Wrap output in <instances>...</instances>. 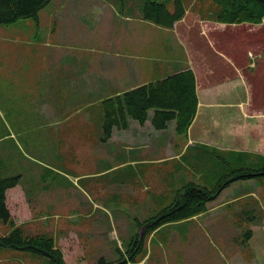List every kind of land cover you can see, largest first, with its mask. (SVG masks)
<instances>
[{"label":"rangeland","instance_id":"rangeland-1","mask_svg":"<svg viewBox=\"0 0 264 264\" xmlns=\"http://www.w3.org/2000/svg\"><path fill=\"white\" fill-rule=\"evenodd\" d=\"M145 1L49 0L39 11L38 19L29 17L0 23V170L3 176H22L19 189L9 192L7 203L15 224L21 225L26 234L53 236L66 261L72 264H98L101 257L112 264L121 259L132 264L129 261L135 248L133 239H141L146 234V226L139 221L144 222L170 204L187 182L192 180L212 189L224 174L237 168L260 165L264 159V150H243L228 161L232 164L230 169L228 165L223 167L224 161L215 160L217 157L212 159L213 153H204L210 137L219 135L225 128L226 123L216 117L200 126L204 134L197 136L202 142H195L197 148L186 147L182 141L185 135H174L172 127L154 128L164 134L145 149L144 160L134 157L133 151L128 157L123 156L121 163L116 164L118 171L115 173L119 172V178L113 183L109 180L115 173L101 177L98 171H92V178L79 180L80 171L66 170L62 159L49 155L46 147L53 142L62 155L76 152L81 142L76 133L83 129L76 126L60 128L54 138V129L42 120L36 128L31 127L38 114L30 111V106L19 96V90L27 80H22L21 76L13 78L10 74L16 73L17 66L22 73L27 71L29 62L34 60L36 63L39 59L23 56L22 52L29 56L38 51L46 52L47 47L34 48L33 45L49 40L55 26L61 33L67 18L73 19V29L79 30L84 40L97 39L101 43L103 37L106 45L103 55L106 57L171 64L186 62L189 53L212 61L217 58L226 67L231 89L241 90L239 99L248 102V97L252 96L253 104L264 106V52L259 48L260 44L264 47V27L255 30L264 25V19L259 23H225L223 28H212L223 26L216 21H194L191 28L186 24L184 30L180 28L176 38L174 32L157 26V33L160 29L164 31L161 34L163 40L157 41L156 46H140L138 44L145 39L137 41L138 38L154 34L152 23L141 22L136 17L141 14ZM159 1L166 2L171 9L175 6V0ZM184 2L188 8L193 4L194 10L202 13L214 4V0ZM190 17L198 18L190 14L189 21ZM117 43L121 45L116 46ZM214 47L218 49L215 50L218 52L216 58L212 54ZM100 51L90 49V54ZM246 63H258L257 68H248ZM239 74L244 77H238ZM259 88L260 99L256 98V92H251V89ZM5 103L13 111H5ZM255 110L252 115L264 113ZM101 111L102 102L75 113L78 119L92 116L98 120ZM22 119L26 120V126L17 129L14 120ZM261 130L264 127L260 129V136L263 135ZM167 138L172 145L165 148ZM175 153L181 154L178 159L183 165L169 159L161 162L163 157ZM144 161L146 164L141 165ZM140 165L151 172V178L146 175L141 180L131 176L126 178L129 169L141 168ZM97 180L98 185L94 183ZM106 181L109 184L104 185ZM112 188L114 191L110 190ZM144 197L148 198L141 199ZM225 200L234 203L223 207ZM10 230V223L0 216V235ZM149 234L138 252L139 262L147 258V264H264V177L232 182L201 216L167 227L151 238ZM0 264H50V258L31 251L1 247Z\"/></svg>","mask_w":264,"mask_h":264},{"label":"crops","instance_id":"crops-1","mask_svg":"<svg viewBox=\"0 0 264 264\" xmlns=\"http://www.w3.org/2000/svg\"><path fill=\"white\" fill-rule=\"evenodd\" d=\"M182 1L186 9L184 17L176 21L172 27H165L163 29L164 31L174 32L175 38L177 37L176 32H181L180 28H185V24L187 28H191L194 21H215L206 17L204 18L202 12L194 10L193 4L191 5L192 8H188L184 0ZM144 4H142L141 14L136 17L140 18L141 22H150L143 18ZM190 14L198 18L190 17L191 21H189L188 16ZM65 16L68 17L69 13H65ZM72 22V18L65 19L66 24L61 33L57 32V26H55L54 33L49 36V40L41 41L33 45L34 48L47 47L48 50L46 52L42 53L38 51L34 53V56H29L25 52H22L23 56L39 60L36 63L34 60L29 62L27 71L22 73L19 72L20 67L17 66V68L14 69L16 73L10 74V76L13 78L21 76L22 80H27V84H23L19 90V96L22 102L30 106V111L38 114L34 123L31 124V127L36 128L40 125L42 120L43 123H46L54 129V138L57 135V130L60 128H71V126H76L77 128L83 129L76 133L81 140L76 152H67L62 155L57 152V145L54 142L49 143L46 147L50 156L63 160L66 170L72 169L80 171L82 176L79 180L92 178V171H98L101 177L117 172L118 168H116V164L121 163L122 157H128L129 153L132 151L134 157L143 159V156H145V149L151 147L152 141L158 139L157 137L164 133L160 134L161 132L156 131L159 129H156L152 123L154 111L151 110L152 112L150 111L151 114L149 112L148 118L151 122H148L147 119L146 122L142 124L138 120L130 118L128 128H114L110 138L105 140L103 109L101 111V117L98 120L93 119L92 116L78 119L76 118L77 115L75 112H82L90 107L98 105L107 97L123 93L126 90L147 82L167 77L185 68H191L195 72L199 105L196 117L188 130V134L185 136V139H182L184 145L186 147L190 146V148H197L195 142L202 143L199 142L200 139L197 136L204 134L200 126L205 125L208 119L216 117L226 123L225 128L219 135L216 134L213 138L210 137L208 140L210 143L208 144L209 147H205L203 150L206 154L213 153L212 159L217 157L215 160L224 161L223 167L228 165L229 168L232 169V164L230 162L228 163V161H231L234 156H238L243 150H264V130H261L263 135H259L260 129L264 127V113L252 115L255 109V111L260 110L264 112V106L260 107L253 104L251 100L252 96L248 97V102L239 99V97L242 96V92L239 89H231V79H227V75L225 74L226 67L215 57L218 55V52L215 51L218 50L217 48H213L212 54L214 58H216L214 61L208 57H195L192 53H189L186 62L183 61L181 64H171L167 61L163 62L158 60H148L147 63L141 61H128L125 58H113L111 55H108V57L104 56L103 50H105L106 45L103 41V37H101V43L97 39L84 40V35L81 34L79 30L73 29ZM219 23L223 26L216 25L212 28L225 27L224 22ZM152 24H150V26L154 34L148 38H138L137 41L145 39L138 45L152 46L155 44L156 46L157 41L163 40L161 39V34L164 31L160 29L157 33L155 28L157 26V28H160V26ZM263 27L264 25L255 30L260 31ZM120 45L121 43L116 44V46ZM95 48L101 49V51L93 55L90 54V49L93 50ZM259 48L264 52V50H262L264 48L262 44L259 45ZM257 55L260 57V51H258ZM261 56L262 61L263 55ZM257 64L258 63H246L248 68H257ZM40 69H42V71H40ZM262 72L264 73V66ZM241 74L237 76L242 78L243 75ZM251 92H256V98H261L260 88L253 91L251 89ZM4 107L5 111H13L8 103H5ZM41 114L43 115L42 119ZM25 121V119L18 122L14 120L15 127L17 129L25 127ZM93 122H95V124H93ZM175 125L176 123L174 120L168 124V128L171 129L172 127L174 135L177 134ZM154 128L156 130H154ZM172 138H174L173 135ZM72 144L71 142L70 146ZM169 145H172V141L170 142L167 138L164 147H169ZM213 150L214 152H211ZM74 153H77V155L74 156ZM179 155L181 156L179 153L170 156L168 154L167 157L162 158L161 162L169 159L172 161L175 160L179 162L180 165H183L181 159H178L180 158ZM145 164V161L141 163V165ZM118 173L113 175L111 180H109L110 183H113L119 178L117 175ZM145 175L148 179L152 177L151 172L142 166L136 169L131 168L125 174L126 178L131 176L140 180L144 178ZM42 176L44 175L42 174ZM94 183L98 185L99 181L97 180ZM106 184L109 183L106 181L104 185ZM18 185L7 190V202L9 201V192L17 191L20 187ZM228 188H230V186L222 192H225ZM114 189L115 188H112L110 190L114 191ZM20 196L25 197V193L23 192V196L22 194ZM147 198L148 197H144L141 199L146 200ZM217 198L211 202L217 200ZM211 202H209L208 205ZM233 203L234 201L225 200L222 206L230 207ZM257 204H259V202H257L256 205ZM199 215L201 216L202 214ZM198 216L196 215L192 218L164 224L152 232H148L145 229V237L150 233L149 238H151L167 227L178 226L190 219H196ZM139 223L142 222L139 221ZM137 257L138 255L135 259L130 258L129 262L132 264L148 263L147 258L139 262ZM83 263L84 262H82V264Z\"/></svg>","mask_w":264,"mask_h":264},{"label":"trees","instance_id":"trees-1","mask_svg":"<svg viewBox=\"0 0 264 264\" xmlns=\"http://www.w3.org/2000/svg\"><path fill=\"white\" fill-rule=\"evenodd\" d=\"M48 2L49 0H0V23H12L29 17L38 19L39 11ZM185 13L182 0H175L173 9L159 0H146L143 7V18L163 27H172ZM203 14L204 18L224 23H259L264 19V0H214V4ZM198 105L195 72L191 68H185L105 98L102 101L104 138H110L114 128H128L130 118L145 123L151 110L154 111L152 123L156 129L165 130L169 122L174 120L176 133L186 136L196 117ZM21 177L20 174L3 176L0 170V216L11 225L8 233L0 235V248L44 254L50 258V264H72L66 261L53 236L26 234L21 225L14 223L7 203V190L18 185ZM257 177H264V159L260 165L245 166L224 174L212 189L191 181L183 186L170 204L140 224H144L146 230L152 232L164 224L202 214L207 211L208 203L232 182ZM143 241L144 236L133 239L135 248L130 258H136ZM126 262L121 259L117 264H127ZM98 264L112 263L101 257Z\"/></svg>","mask_w":264,"mask_h":264}]
</instances>
